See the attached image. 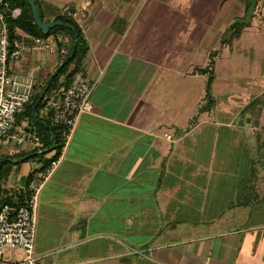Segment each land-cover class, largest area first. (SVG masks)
Returning a JSON list of instances; mask_svg holds the SVG:
<instances>
[{"label": "crops", "instance_id": "crops-1", "mask_svg": "<svg viewBox=\"0 0 264 264\" xmlns=\"http://www.w3.org/2000/svg\"><path fill=\"white\" fill-rule=\"evenodd\" d=\"M39 1L48 18L58 11L76 14L89 49L70 71L74 65L84 69L96 87L94 112L79 117L40 196L37 254L49 264H264V223L239 225L243 214L264 216L263 127L249 126L251 137L247 133L248 104L238 126L230 120L217 128L209 117L201 119L216 109L213 64L224 50L238 56L253 50L247 53L253 57L264 47V0L250 23L238 24L244 25L232 41L225 39L234 35L229 38L233 22L246 17L247 0ZM14 35L26 49L10 72L33 76L36 90L45 87L65 58L40 51L38 37L20 28ZM224 68L228 73L233 66ZM203 80L214 105L206 96L198 114L180 123L182 104L192 101ZM263 96L248 103L263 110ZM18 126L29 131V120ZM256 139L258 146L246 148ZM201 146L208 152L203 163L196 153ZM56 152L3 144L2 196L16 202ZM28 160L38 166L24 165ZM157 206L180 214L173 221L180 222L179 240L163 242L152 233L146 240L152 229L137 216L151 215Z\"/></svg>", "mask_w": 264, "mask_h": 264}, {"label": "built area", "instance_id": "built-area-1", "mask_svg": "<svg viewBox=\"0 0 264 264\" xmlns=\"http://www.w3.org/2000/svg\"><path fill=\"white\" fill-rule=\"evenodd\" d=\"M4 4L5 0H0V148L9 141L20 145L30 143L42 148L43 144L36 134L18 126V116L31 101L36 82L33 76L10 72L11 63L23 54L26 47L22 42L11 39L2 9ZM67 12L73 17L76 15ZM20 13L21 10L16 9L12 15L18 17ZM36 42V48L40 51L46 49L48 53L64 58L68 55V38L52 35L45 39L38 37ZM71 72L68 85L45 93L40 109V117L63 127L65 145L79 117L94 112L92 95L96 82L84 69H77L75 65ZM166 137L171 139L172 136L167 134ZM60 161L61 155L33 174L28 187L23 190V204L16 208L10 204L0 207V264H49L35 250L38 205L41 193ZM19 250L23 253H19Z\"/></svg>", "mask_w": 264, "mask_h": 264}, {"label": "rangeland", "instance_id": "rangeland-1", "mask_svg": "<svg viewBox=\"0 0 264 264\" xmlns=\"http://www.w3.org/2000/svg\"><path fill=\"white\" fill-rule=\"evenodd\" d=\"M262 42V41H261ZM263 45V42L261 43L260 47ZM222 52V51H221ZM252 53L253 50H244L243 55H236L230 53V50H224L222 53V58L219 60L217 59V64L214 65L215 70V83L213 86V92L217 99V106L216 109L206 112L205 114L201 115V119L210 118L211 122L213 124L215 123V126L217 128L224 127L223 124L230 122V120L236 121V124L241 122L239 111L241 107H245L246 104H249L253 98L260 96L262 93H264V47L261 50H254L253 57H250L247 53ZM229 54L231 55V58L229 59ZM240 59V60H239ZM251 59L253 60L254 65L251 63ZM224 64L229 66L232 64L233 68H231L230 72L225 73L226 69L224 68ZM241 64V65H240ZM262 77L263 79L259 78L256 81L258 84H254L252 81L256 77ZM229 81V82H226ZM226 85H225V84ZM205 84L206 82L203 80L199 82V88H198V94H196V91L194 92L195 97L191 96V102L182 104V109L180 110V116H186L185 119L180 121V123H186L188 120V117L192 114H198V102L201 100L202 102H205L206 99H204L207 96V93L205 92ZM241 93V96L237 93ZM233 96H232V95ZM264 99V96L261 98ZM262 102L261 100H258V103ZM260 104L254 107L249 113H246V115H250L252 118L251 122H248L249 124H245V126L248 127V134L251 137V129L250 127H263L264 131V104L262 105V108H260ZM230 107L229 110H226L227 113H225L224 108L226 109ZM236 117V118H235ZM235 118V119H234ZM258 122V123H257ZM244 126V125H243ZM254 137V135L252 136ZM253 140V139H252ZM251 140V145L246 146V148L252 149L253 146L256 145L255 142ZM254 148V147H253ZM207 149V148H206ZM196 153L198 155V161L201 163L204 162L206 159L208 152L205 150V147H202L200 149L196 150ZM24 165L31 166V167H37L38 162H35L33 160H28L24 162ZM42 194V193H41ZM175 212V211H174ZM38 216V215H37ZM137 217H144L146 218L147 222L144 226L146 228H151L152 230L147 231V237L146 240L150 239V235L155 237H159L160 241L166 242L170 240H179L181 233H180V222L179 223H173L174 220L180 219V214H177L176 212L172 215L166 214V210H164L161 206H157L153 209V214L151 215H144V216H137ZM39 218H37V226H38ZM264 223V216L263 215H256V214H243L241 216V221L239 222V225L241 226H248L249 225H255V224ZM263 231V230H262ZM259 234L253 231V234ZM261 233V232H260ZM264 233V231H263ZM36 235H37V229H36ZM182 237V236H181ZM140 243V242H139ZM138 244V243H137ZM139 245V244H138ZM137 245V246H138ZM19 253H23L22 250L18 251ZM44 259L46 262H49L48 257L44 256Z\"/></svg>", "mask_w": 264, "mask_h": 264}, {"label": "trees", "instance_id": "trees-1", "mask_svg": "<svg viewBox=\"0 0 264 264\" xmlns=\"http://www.w3.org/2000/svg\"><path fill=\"white\" fill-rule=\"evenodd\" d=\"M250 1L247 0V7L250 6ZM37 7L39 11L40 18L43 22L45 23H54L56 21H61L64 23L62 26H55L49 28L47 33H44L39 26L36 25L35 19H34V14L33 10L28 2V0H5V4L2 6V9L5 13V18L6 22L10 31V37L12 40L15 38V31L20 28L33 36L36 37H42V38H47L50 35L54 36H63L64 38H68L70 40L69 45H68V55L65 57L64 62L61 64V66L57 69V71L51 76L48 84L41 88L37 89L35 88V93L32 96L31 101L26 105L24 111L18 116V123L19 121L23 119H28L29 120V126L27 129L29 130L28 132L36 134L43 146L48 149H56V155L53 157L57 158L61 155V152L63 150V147L65 145V139L63 137V127L61 125H54L50 123L49 121L45 120L43 117H40V109H41V103L37 107V114L39 118L46 122L49 126L53 128V131H51L49 128L43 126L40 122H37L36 119L33 116L32 108L34 103L36 102L37 98L39 95L45 90V88L48 86L47 93H49L53 89H58L63 85H68L71 77H72V72L70 71V66L72 63L77 62L78 66L81 62V60L84 58L86 55L89 47L87 44V41L84 37L82 28L78 24L77 20L75 17L72 15H69L68 12H56L53 18H48L45 16L43 13V10L41 9L40 6V1L37 0ZM20 9L21 13L18 17H13L12 13L14 10ZM239 25L237 31L234 33V35L230 39H225V41H232L235 36L238 35L240 32L241 26ZM231 30V29H230ZM76 39H78V42H76ZM211 81V80H210ZM210 89V84L208 85V94H207V104L208 105H214L215 100L212 98L209 92ZM255 103L251 102L246 106V110H244L246 113L249 112L250 110L254 109ZM206 107H202L200 109V112L205 111ZM244 112V113H245ZM197 117V116H196ZM251 122L249 117H246V122ZM195 120V118H194ZM258 123V122H257ZM260 138V137H259ZM255 143L257 142L254 141ZM258 145H255L256 147ZM253 158L257 157V151L256 149L254 150H249ZM264 158V154L262 155ZM22 156H19L21 158ZM48 164V163H47ZM4 166L0 164V175H1V168ZM252 175H256V168H252ZM248 187L254 188L255 183L250 181L247 183ZM18 200L15 202L13 201L14 198L13 196H7L4 197L1 194L0 190V207L4 204H10L14 208L18 207L19 205L23 204L24 202V194L18 195L17 196Z\"/></svg>", "mask_w": 264, "mask_h": 264}, {"label": "water", "instance_id": "water-1", "mask_svg": "<svg viewBox=\"0 0 264 264\" xmlns=\"http://www.w3.org/2000/svg\"><path fill=\"white\" fill-rule=\"evenodd\" d=\"M249 1H250L251 4H250V6L247 9L246 17L244 19L236 20L235 22H233L232 31L229 34V38L237 30L239 23L248 24V23L251 22L252 18L254 17L255 11H256V6L258 4V0H249ZM28 2H29L30 6H31V8L33 10V14H34V19H35L36 25L39 26V28H41L44 33H47L49 28H51V27L64 25V23L61 22V21H56L54 23H45V22H43L41 20V18H40V15H39L38 7H37V0H28ZM76 42H78V39H76ZM47 89H48V86L45 88V90H43V92L37 98L36 102L33 105L32 112H33V116H34V118L36 119L37 122H40L43 126L49 128L51 131H53V128L51 126H49L46 122L42 121L39 118L38 114H37V107L41 103V101H42Z\"/></svg>", "mask_w": 264, "mask_h": 264}]
</instances>
